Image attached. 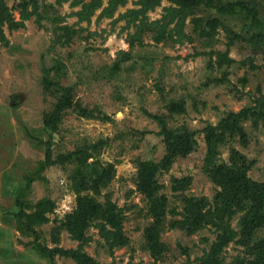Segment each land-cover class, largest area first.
<instances>
[{"label":"rangeland","instance_id":"obj_1","mask_svg":"<svg viewBox=\"0 0 264 264\" xmlns=\"http://www.w3.org/2000/svg\"><path fill=\"white\" fill-rule=\"evenodd\" d=\"M22 1L4 0L17 24L5 23L0 28V264H77L71 257H44L33 248L35 237L23 233L15 216L16 200L25 192V202L33 205L27 211L32 212L40 199L50 198L55 206L47 212L49 220L38 228L39 241L49 247L78 248L79 241L68 231H61L58 244L52 231L76 208L71 174L79 158L48 165L44 170L40 167L48 149L56 160L94 145L98 160L115 165V178L102 192L122 209L129 244L110 250L99 228L92 224L85 231L89 241L83 250L100 264H198L217 239L214 226L193 233L166 226L161 233L166 246L163 254L154 257L147 248L145 230L152 218L148 199L137 186L139 163L161 162L166 156L167 144L157 118L161 116L170 129L186 125L195 131L198 142L189 155L176 157L168 170L157 174L161 183L158 193L168 202V219L183 217L185 195L210 201L221 189L206 171L208 148L203 129L216 125L228 112L253 104L256 96H264L263 53L255 54L244 40L229 44L227 30L245 31L252 18L243 10L221 15L201 6L185 19L183 29L178 26L180 19L169 22L168 17L166 34L157 40L153 23L159 22L158 27L166 24L167 8L176 6L162 0L146 12L151 27L132 47L129 37L137 35L143 16L131 21L122 15L130 9L140 10L141 0H127L112 16L102 15L109 2L102 0L103 6L89 19L79 15L83 3L74 5L75 0H39L37 9L30 4L24 18L18 6ZM256 1L264 20V0ZM193 16L220 17L224 25L213 37L200 36ZM217 51H228L235 62L219 68ZM48 73L53 81L50 86L44 82ZM243 77H247L245 83ZM56 81L62 89L56 90ZM65 88L73 102L88 108L91 116L67 108L52 133L44 127V115L54 109L58 94ZM176 102L184 106L183 112L169 110ZM244 126L249 143L244 145L235 138L221 144L219 158L227 161L231 146H235L252 161L248 176L264 182V123L256 127L247 120ZM28 177L32 178L30 187ZM175 178L189 179L185 190L174 189ZM98 198L105 200L104 195ZM240 216L238 213L230 221L236 232ZM262 237L264 226L256 231L254 240ZM223 253L225 263L230 264L235 257L246 256V248L231 242Z\"/></svg>","mask_w":264,"mask_h":264},{"label":"trees","instance_id":"obj_2","mask_svg":"<svg viewBox=\"0 0 264 264\" xmlns=\"http://www.w3.org/2000/svg\"><path fill=\"white\" fill-rule=\"evenodd\" d=\"M62 1V0H60ZM127 0H109L108 5L104 7L102 15L112 16L118 6L126 4ZM162 0H141L142 8L140 10L130 9L122 16L129 17L131 21H135L141 14L143 18L139 19L140 23L137 35L129 37L131 46H135L136 40L146 28L151 25L146 21V12L155 8ZM175 7L167 8L168 15L164 17L166 24L155 22L157 40L163 38L166 34V25L168 17L169 22L178 18L180 28L183 29L185 19L190 15H195L199 7L206 9H215L219 14H234L237 11H245L252 18L250 25L245 31H235L229 28L228 34L230 38L229 44H234L236 39L247 41L251 44L255 54L263 53L264 60V20L261 18L258 9V1L256 0H169ZM39 0H23L20 5V11L23 17H28L25 11L30 4L35 9L38 7ZM83 3V9L79 15L89 19L97 8L103 6L102 0H75L74 5ZM193 20L197 26H200V36L213 37L218 27L224 25V21L220 17H197L193 16ZM10 23L16 27L10 11L5 5L4 0H0V28L3 24ZM152 24V23H151ZM147 26V27H146ZM187 37V35H185ZM3 33L0 29V40ZM189 38V37H188ZM191 39V37L189 38ZM216 63L219 68L231 66L235 59L231 58L228 51H217ZM253 64L252 59H248ZM211 62L210 65H212ZM62 62H59V65ZM118 66V65H117ZM254 66V65H253ZM59 71V66L55 67ZM224 77L227 73L224 72ZM228 77V76H227ZM226 77V78H227ZM225 79V78H224ZM223 79V80H224ZM247 77L241 80L245 83ZM44 82L50 86L53 81L49 78V73L44 77ZM56 90L60 87L59 81L55 83ZM62 89V88H61ZM58 100L54 109L45 113L44 127L46 130L54 133L57 129V123L62 113L67 108L74 107L81 116H91L88 108L82 107L78 103H74L70 98V92L65 88L64 92L58 94ZM171 112H183L184 106L181 103H172L169 106ZM161 123V133L167 144V153L161 162L153 160L142 161L139 163V171L137 178L138 190L146 195L148 199V215L152 218L150 225L145 230V238L147 248L154 257H160L166 249L165 244L161 240V233L166 226L171 228H180L193 233L214 226L217 231V239L211 244L207 253L200 259L198 264H226L224 258V248L231 242H238L245 246L246 256H237L230 264H264V237L254 240L256 231L264 226V182H257L248 176V171L252 168V161L242 151L235 146H231L230 155L227 161L219 158V147L239 138V140L247 145L249 143V135L245 129L244 122L251 120L256 127L262 121L264 123V96H256L253 104L243 107L235 112L230 111L223 116L220 121L214 124H208L203 132L207 143V169L211 172L210 176L215 180L216 184L221 187L212 200L205 197L184 196L185 210L182 212L181 219H168V202L165 195H159L161 183L157 179L160 171L170 168L173 160L178 156L189 155L197 145L195 131L189 129L186 125L170 129L166 126L161 116H157ZM94 146H86L80 148L65 158H52L50 149L46 152V159L41 163V169L44 170L48 165L54 163H65L70 159L78 160L77 167L71 174V183L74 192L77 194V204L74 211L67 214L66 217L60 219L52 231L55 243L60 241L61 231H68L71 237L78 240L80 245L76 249H65L61 246L49 247L39 241L41 237L40 228L47 222V212L54 209V202L50 198H42L35 204V211L28 212L27 209L32 204L25 202L24 193L18 194L16 206L18 210L15 213L17 221L21 225V229L25 234H31L36 241L33 248L42 256L55 258L57 256L71 257L77 264H100L96 259L86 253L83 249L88 243L89 238L85 236V231L95 224L100 234L104 237L110 250L116 247H123L129 244V238L124 234L123 223L125 217L122 209H119L112 201L109 194H103L102 190L106 188L115 178V165L109 163L103 164L98 157V149ZM90 148L92 151H90ZM96 151V152H95ZM90 158H95L93 163H89ZM73 162V160H72ZM208 165L210 169H208ZM29 178V177H28ZM32 178H29L27 187H30ZM175 190L186 189L189 179H174ZM24 191V190H23ZM104 195L105 200L102 201L98 197ZM241 213L239 217V231L231 228L230 221L236 214ZM12 264V263H3Z\"/></svg>","mask_w":264,"mask_h":264}]
</instances>
